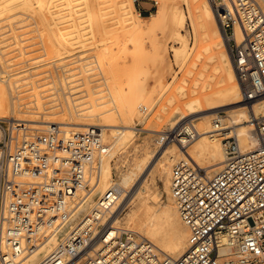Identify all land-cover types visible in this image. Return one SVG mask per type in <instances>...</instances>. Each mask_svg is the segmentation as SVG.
<instances>
[{
	"label": "bare ground",
	"instance_id": "obj_1",
	"mask_svg": "<svg viewBox=\"0 0 264 264\" xmlns=\"http://www.w3.org/2000/svg\"><path fill=\"white\" fill-rule=\"evenodd\" d=\"M133 1L0 0V121H20L32 131L51 124L67 133L97 127L103 151L80 165L94 188L79 193L84 200L68 223L103 202L108 209L102 220L109 217L112 224L107 237L124 230L129 239L146 240L157 257L175 259L187 248L188 228L171 195L173 166L188 162L213 175L226 159L224 135L236 136L241 153L253 150L264 97L245 96L229 43L230 38L239 43L241 31L235 22L227 34L209 0H153L164 6L146 15ZM16 16L38 20L42 49L45 40L49 63L61 74L35 71L39 61L10 68L2 43L12 39L18 54L27 53ZM96 24L107 37L97 36ZM159 24L171 42V64L163 55L168 44L149 35ZM87 50L92 66L81 65L79 72L87 86L75 91L68 80L75 74L66 73L88 59ZM138 130L149 134L137 140ZM3 137L1 125L0 141ZM60 230L23 264L49 254Z\"/></svg>",
	"mask_w": 264,
	"mask_h": 264
},
{
	"label": "built area",
	"instance_id": "obj_2",
	"mask_svg": "<svg viewBox=\"0 0 264 264\" xmlns=\"http://www.w3.org/2000/svg\"><path fill=\"white\" fill-rule=\"evenodd\" d=\"M209 2L227 34L235 22L241 31L240 42L229 43L245 96L264 97V0ZM1 125L0 264H23L60 229L35 264L264 263V115L254 124L253 150L241 153L235 135L222 136L226 159L213 175L188 162L173 166L171 195L188 228L187 248L175 259L157 257L124 230L107 237L112 224L102 220L103 202L68 223L84 200L79 193L94 188L80 165L103 151L97 127L67 133L55 124L35 132L20 121Z\"/></svg>",
	"mask_w": 264,
	"mask_h": 264
},
{
	"label": "rangeland",
	"instance_id": "obj_3",
	"mask_svg": "<svg viewBox=\"0 0 264 264\" xmlns=\"http://www.w3.org/2000/svg\"><path fill=\"white\" fill-rule=\"evenodd\" d=\"M133 4H134V9L139 10L142 15H146L150 11H156L157 9L162 8L164 6V4L157 5L153 0H135V1H133ZM14 21H15V26L17 27L16 32L22 34L21 35L22 44L27 45V47L25 48L27 53L25 55L18 54L17 50H15L14 43H12L13 42L12 39H8L4 43H2L1 46H2V48L4 50L3 52L5 54L4 58L5 59L10 58V62H8L9 64L12 65L10 68L17 71V69H19L20 67L21 68L22 67L23 68H29V67H31V64H34L35 62L39 61L36 65L42 64V66H37V68L34 69L35 71L43 70V69H49L53 73L59 72L61 74V69L55 70L53 65H51V63H49L52 60L51 59V56H52L51 47L49 46L48 42H46L45 40H44V43H45L46 50L42 49L43 46L40 43V38L37 35L38 31L36 30V29L40 28V24H39L38 20L31 19V18L20 20V18L16 16L14 18ZM149 24H150V22L147 23L148 26H149ZM4 30L5 29H2V31H4ZM94 31L96 32L98 37H101V38L107 37L106 35L102 34L101 26L99 24H96L94 26ZM149 35H151V37L152 36H156L158 38L162 37L164 39V43L168 44L166 46L167 48H166L163 55H164L165 60L171 64L172 60H173L172 59V52H171L170 47H169L171 45V42L169 39H167L166 27L163 24H159L153 28L152 32L149 33ZM6 36H10V35L6 34ZM2 39H3V37L0 38V40H2ZM146 46H149V42L146 43ZM85 53L87 54L88 59L82 63H76V64L69 66V68H72V69H71V71H68L66 73L67 75H70L71 72H72V74H75L74 76H72L71 78L68 79L69 81H71L69 86L72 87L73 88L72 90H75V91L82 90L87 86L86 81L83 80L84 83H82L81 75L79 72H80V68H84L82 66H85L86 68L91 67L92 64L90 62L93 59L91 57H89L91 55V51L87 50ZM43 60H45V61H43ZM43 64H44V66H43ZM45 64H47V65H45ZM84 64H86V65H84ZM99 83H100V81H99ZM25 100H27V99H25ZM46 107L49 108L50 105L47 104ZM98 108H97V111H99V109H100V108L99 109ZM52 110L53 111H60V108L58 106H55V108ZM221 114H224V113H221ZM35 131H38V130H35ZM148 134L149 133L147 131L138 130L136 132V138L138 140L139 138H142L143 136L148 135Z\"/></svg>",
	"mask_w": 264,
	"mask_h": 264
}]
</instances>
